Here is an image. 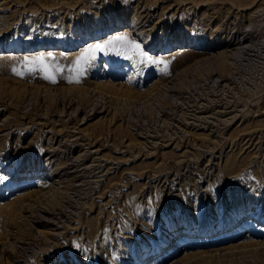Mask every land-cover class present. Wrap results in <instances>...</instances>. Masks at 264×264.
<instances>
[{
  "label": "rangeland",
  "instance_id": "1",
  "mask_svg": "<svg viewBox=\"0 0 264 264\" xmlns=\"http://www.w3.org/2000/svg\"><path fill=\"white\" fill-rule=\"evenodd\" d=\"M135 263L264 264V0H0V264Z\"/></svg>",
  "mask_w": 264,
  "mask_h": 264
},
{
  "label": "snow or ice",
  "instance_id": "2",
  "mask_svg": "<svg viewBox=\"0 0 264 264\" xmlns=\"http://www.w3.org/2000/svg\"><path fill=\"white\" fill-rule=\"evenodd\" d=\"M109 52H114L118 56L122 55L128 60H135L140 65L163 64L166 66L167 64V62L149 55L139 43L131 40L126 35H121L85 49L68 68V75L65 78L69 83H79L86 68L96 59L97 54ZM21 65V67H13L11 69L14 75L24 77L26 75L40 74L43 79L51 83H56L57 77L64 76L65 73L64 67L55 61L51 53L47 57L44 55L24 57Z\"/></svg>",
  "mask_w": 264,
  "mask_h": 264
},
{
  "label": "bare ground",
  "instance_id": "3",
  "mask_svg": "<svg viewBox=\"0 0 264 264\" xmlns=\"http://www.w3.org/2000/svg\"><path fill=\"white\" fill-rule=\"evenodd\" d=\"M176 54V53H175ZM168 55V54H167ZM167 55H165V56H167ZM164 56V57H165ZM168 56H170V55H168ZM34 170H36V169H34ZM49 168L48 169H44V176H48V175H51V174H53V175H56L57 173H60V171H58V172H53V171H50L49 172ZM58 170V169H57ZM42 189V188H41ZM259 210V209H258ZM257 210V211H258ZM256 211V210H255ZM257 211H256V214H257ZM255 214V215H256ZM253 213H250L249 212V215L247 216V217H245V218H242V219H240V221L239 222H241L242 221V223H241V228L242 227H247V226H249V223H251L252 222V218L255 216ZM238 216V215H237ZM235 218H236V216H235ZM234 217L232 218V219H235ZM254 219V218H253ZM225 225H227V223H224V222H222V220L218 223V224H216V225H214L213 227H205V226H203V227H195V232L198 234V235H208V234H211V233H213V232H215V231H217V230H219V229H222V228H224V226ZM192 229H193V227H190L189 225L188 226H183V228H181L180 230H179V232L178 233H174V232H172L171 234H169V235H167L166 237H165V240L163 241V243H161V244H159L158 246H156L155 247V250H157L158 248H163V246H164V242L166 243V242H168V240L170 239V237H171V235H175L174 237H173V239H171L173 242H174V247L176 248V247H178V246H180L181 244H183L184 242V240H183V238H185L186 236H184V233H190V232H192ZM175 239V240H174ZM186 239V238H185ZM142 258H144V257H142ZM136 264V263H135Z\"/></svg>",
  "mask_w": 264,
  "mask_h": 264
}]
</instances>
